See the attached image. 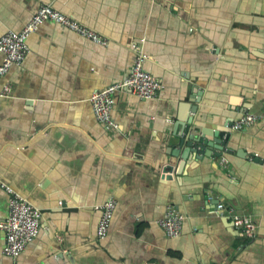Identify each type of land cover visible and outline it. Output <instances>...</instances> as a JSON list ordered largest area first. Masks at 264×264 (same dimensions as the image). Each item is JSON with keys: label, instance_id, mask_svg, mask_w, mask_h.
<instances>
[{"label": "crops", "instance_id": "1", "mask_svg": "<svg viewBox=\"0 0 264 264\" xmlns=\"http://www.w3.org/2000/svg\"><path fill=\"white\" fill-rule=\"evenodd\" d=\"M41 6L107 45L45 22L0 79V222L4 186L42 212L16 260L2 254L0 231V264H264V0H0V37ZM138 53L162 89L152 99L117 92L106 129L89 98L123 81ZM244 112L257 122L233 131ZM188 120L228 133L230 152L172 156ZM170 205L184 217L176 238L158 225ZM219 206L250 215L256 236L241 239Z\"/></svg>", "mask_w": 264, "mask_h": 264}, {"label": "built area", "instance_id": "2", "mask_svg": "<svg viewBox=\"0 0 264 264\" xmlns=\"http://www.w3.org/2000/svg\"><path fill=\"white\" fill-rule=\"evenodd\" d=\"M52 22L78 34L79 36L100 46H106L107 41L97 33L68 18L51 6H41L32 18L18 31H8L0 37V79L3 78L12 66H19L28 53L27 40L40 25ZM146 56L138 53L129 75L121 82L94 92L89 102L96 121L106 129L115 128L112 118L113 96L120 91H129L140 99H152L162 89L161 84L148 74L144 69ZM258 116L244 112L231 124L233 131L242 130L255 124ZM8 194L7 218L0 222V231L4 233V245L2 254L16 260L23 252L27 244L34 241L40 230L42 212L32 206L25 198L12 188L4 186ZM116 203L109 199L101 207V216L96 227L98 240L106 238L111 220L113 218ZM215 214L219 217H227L237 235L243 240H250L256 236L257 226L250 215L240 214L235 209L216 208ZM184 223L183 215L176 207H167L165 215L158 221L159 227L169 238L180 235Z\"/></svg>", "mask_w": 264, "mask_h": 264}, {"label": "water", "instance_id": "3", "mask_svg": "<svg viewBox=\"0 0 264 264\" xmlns=\"http://www.w3.org/2000/svg\"><path fill=\"white\" fill-rule=\"evenodd\" d=\"M191 120L185 123L184 128L181 130V137L177 138L178 147H185L181 154L173 152L172 156L175 158L181 157L182 160H187L189 155H193L196 160H202L203 158H214L221 156L220 151L225 149L230 139L229 134L224 131L211 129L205 130L200 126H190ZM183 126V123L180 124ZM231 125V124H230ZM218 151V152H216Z\"/></svg>", "mask_w": 264, "mask_h": 264}]
</instances>
